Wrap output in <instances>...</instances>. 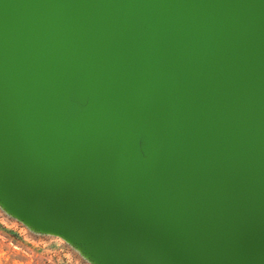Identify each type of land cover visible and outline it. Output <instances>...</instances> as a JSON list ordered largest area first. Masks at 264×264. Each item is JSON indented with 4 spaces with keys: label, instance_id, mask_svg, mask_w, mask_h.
<instances>
[{
    "label": "water",
    "instance_id": "water-1",
    "mask_svg": "<svg viewBox=\"0 0 264 264\" xmlns=\"http://www.w3.org/2000/svg\"><path fill=\"white\" fill-rule=\"evenodd\" d=\"M0 201L98 264H264V0H0Z\"/></svg>",
    "mask_w": 264,
    "mask_h": 264
},
{
    "label": "rangeland",
    "instance_id": "rangeland-1",
    "mask_svg": "<svg viewBox=\"0 0 264 264\" xmlns=\"http://www.w3.org/2000/svg\"><path fill=\"white\" fill-rule=\"evenodd\" d=\"M0 264H98L59 234L22 220L0 201Z\"/></svg>",
    "mask_w": 264,
    "mask_h": 264
}]
</instances>
